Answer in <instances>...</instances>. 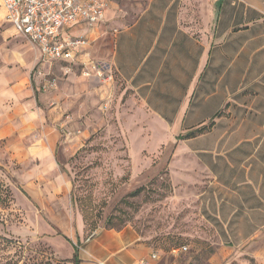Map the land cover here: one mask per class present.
Masks as SVG:
<instances>
[{
	"label": "crops",
	"instance_id": "obj_1",
	"mask_svg": "<svg viewBox=\"0 0 264 264\" xmlns=\"http://www.w3.org/2000/svg\"><path fill=\"white\" fill-rule=\"evenodd\" d=\"M130 10L111 3L102 24L79 22L61 36L87 41L79 62L93 58L97 45V61L112 68L113 90L135 104V117L153 119L170 134L210 123L206 133L189 138L206 140L191 149L198 181L213 190L200 192V205L236 248L240 264H264V0H131ZM106 41L102 51L98 45ZM47 67L5 20L0 1V162L19 160L30 169L24 182L49 183L53 193H64L51 180L57 173L53 124L64 104L43 89L37 72ZM226 118L235 124L225 127ZM137 241L133 232L125 243L122 234L96 232L79 259L156 264L160 256L152 260Z\"/></svg>",
	"mask_w": 264,
	"mask_h": 264
},
{
	"label": "rangeland",
	"instance_id": "obj_2",
	"mask_svg": "<svg viewBox=\"0 0 264 264\" xmlns=\"http://www.w3.org/2000/svg\"><path fill=\"white\" fill-rule=\"evenodd\" d=\"M105 2L131 12V0ZM109 46L98 45L102 51ZM92 53L97 62V45ZM47 66L37 73L45 83L55 81L49 94L64 104L53 124L57 173L51 180L65 191L24 182L30 169L19 160L0 162V264H82L86 242L104 231L122 234L123 243L133 232L139 245L160 256L156 264H240L198 199L200 192L213 193L193 165L191 149L205 138L194 142L184 139L191 131L170 134L153 119L135 117V104L113 90L111 67L112 79L105 81L84 75L79 65ZM222 122L230 127L236 121ZM207 124L196 136L209 130ZM58 176L64 183L55 181ZM177 247L186 250L172 256Z\"/></svg>",
	"mask_w": 264,
	"mask_h": 264
},
{
	"label": "built area",
	"instance_id": "obj_3",
	"mask_svg": "<svg viewBox=\"0 0 264 264\" xmlns=\"http://www.w3.org/2000/svg\"><path fill=\"white\" fill-rule=\"evenodd\" d=\"M5 10V20L14 31L31 43L39 53L44 64L54 62L65 65H79L85 70L84 75L94 74L98 80L112 79L111 68L105 62L93 61L85 55L84 61H78L80 49L87 41L63 38L61 31L79 22L89 26L104 22L105 0H0ZM112 73V72H111ZM39 74V73H37ZM53 79L46 82L43 89L55 88ZM186 248L171 250L172 256ZM152 260L157 259L151 254Z\"/></svg>",
	"mask_w": 264,
	"mask_h": 264
},
{
	"label": "trees",
	"instance_id": "obj_4",
	"mask_svg": "<svg viewBox=\"0 0 264 264\" xmlns=\"http://www.w3.org/2000/svg\"><path fill=\"white\" fill-rule=\"evenodd\" d=\"M203 128H200V129H198V130H196V131H194V132H190L189 134H187L185 137H184V139H189V138H194V137H196V134H200V133H202L203 131ZM193 134H195V135H193ZM180 247H177V248H173V249H179ZM172 249V250H173ZM74 261L76 262L77 261V259H76V257H74ZM77 263V262H76Z\"/></svg>",
	"mask_w": 264,
	"mask_h": 264
}]
</instances>
